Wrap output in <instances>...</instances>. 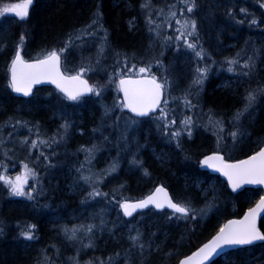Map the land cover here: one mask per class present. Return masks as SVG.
Returning <instances> with one entry per match:
<instances>
[{"label": "trees", "instance_id": "1", "mask_svg": "<svg viewBox=\"0 0 264 264\" xmlns=\"http://www.w3.org/2000/svg\"><path fill=\"white\" fill-rule=\"evenodd\" d=\"M60 49L63 69H83L99 95H12L17 50L35 60ZM140 68L165 91L146 119L126 112L117 89ZM250 92L256 100L245 110ZM263 145L264 0H33L26 19L0 17V175L25 174L24 165L35 172L24 185L31 199L0 181V264H176L260 196L232 194L200 159L238 160ZM159 185L192 211L123 218V203ZM211 264H264V242Z\"/></svg>", "mask_w": 264, "mask_h": 264}, {"label": "snow or ice", "instance_id": "2", "mask_svg": "<svg viewBox=\"0 0 264 264\" xmlns=\"http://www.w3.org/2000/svg\"><path fill=\"white\" fill-rule=\"evenodd\" d=\"M33 0H22L20 3H14L11 5H5L0 8V17L7 13H14L21 20H24L29 15V8L32 5ZM188 11H192L188 8ZM241 11H245L241 9ZM174 15V13H173ZM95 23V21H93ZM252 23H256L255 20ZM195 29V24L192 25ZM191 35V33H189ZM23 41V37H21ZM189 48H194V44H188ZM64 49L51 51L45 55L42 59H37L35 62H26L18 50L13 58L10 66L11 80L9 86L13 91L22 93L24 96H28L32 92V87L35 84L49 81L57 86L62 92H64L68 99L77 100L84 93H91L96 91L92 86L88 85L86 80L81 79V74L84 71L81 69L80 73L74 76H65L60 69V53ZM201 55L200 52L197 53ZM235 63V61H229V64ZM247 66V65H245ZM232 71L231 68L228 69ZM148 68H140V73L148 72ZM206 69H197V72L203 75ZM247 75V73H245ZM194 83H202V79H197ZM163 85L156 81L153 76L150 79L142 80H120V89L124 93L125 103L123 107L130 109L132 112L138 115H147L149 111L154 110L159 106L161 102ZM99 95V92L96 91ZM247 104L245 110L249 108L256 100V95L249 93L245 97ZM167 103V101H165ZM162 114L163 109H161ZM240 113H237L239 116ZM185 124L191 123L186 119ZM179 135V133H176ZM235 136L236 133H231ZM35 142H32V147H35ZM216 161L218 163H212ZM204 164L209 167L216 168L221 171L232 186L233 191L239 188L242 184H259L264 185V148H261L255 155L249 157L247 160L240 161L235 164H228L223 161V158L214 155L209 156L204 160ZM25 174L16 176L15 180H11L3 175H0V181H3L6 185L10 186L11 194L15 196L27 195L30 199L31 192H25L24 185L27 183V176H35V172L28 168V165H24ZM99 195V193H95ZM160 194H163L161 199ZM149 204H153L156 208H163L167 205L174 213H180L183 216H187L192 211L190 206L173 203L168 197L167 193L162 187H158L153 195L148 196L146 199L139 201L135 204L124 203L121 207L124 209L125 215H132V212L137 208H145ZM259 211H264V197H262L255 208L249 209L248 214L241 221H229L223 227L219 229L217 235L208 244L204 245L193 257L181 262V264H193L195 258H199L201 261L208 259L217 249L222 248L224 245H250L255 241H264V233H261L256 227V216ZM34 225L28 226L29 231H25L22 234L27 239H32L31 228ZM135 239V238H133Z\"/></svg>", "mask_w": 264, "mask_h": 264}, {"label": "water", "instance_id": "3", "mask_svg": "<svg viewBox=\"0 0 264 264\" xmlns=\"http://www.w3.org/2000/svg\"><path fill=\"white\" fill-rule=\"evenodd\" d=\"M15 55H16V54H15ZM21 56H22V55H21ZM14 57H15V56H14ZM14 57H13V58H14ZM12 60H13V59H12ZM25 61H26V62H29V63H32V62H35L36 60H31V61H29V60H25ZM11 62H12V61H11ZM10 66H11V63H10ZM10 66H9V84H10V80H11ZM60 69H61V72H62L63 75H65V76H74V75H66V74L63 73L62 68H61V59H60ZM150 78H151V77H149V76H140V77H124V78H121V79H124V80H142V79H150ZM81 79L85 80L83 77H81ZM121 79H120V80H121ZM120 80L118 81V90H119V93H120V96H121L122 103L124 104V103H125V100H124V93H123V91L120 89ZM156 81H157V80H156ZM157 82H158V81H157ZM158 83H159V82H158ZM88 85H89V84H88ZM42 87L52 88V89H54L56 92H58L60 95H62L65 99L70 100V99H68L67 95H66L64 92H62L59 88H57V86H56L55 84H53V83H51V82H49V81H44V82H42V83H39V84H35V85H33V87H32V92H31V94L28 95V96H24L22 93H17V92H15V91H13L11 87H10V88H11V93H12L15 97H17V98H21V99H28V98H30V97L32 96V94L34 93V91H35L36 89H38V88H42ZM90 94H91V93H84V94H82L78 99L87 98V97L90 96ZM163 100H164V91H163V89H162L161 102H160L159 106L156 107L154 110L149 111L147 115H143V116H141V115H138V114L132 112V111H131L130 109H128V108H126V109H127L128 113H129L132 117L137 118V119H143V118H147V117H149V116L155 114V113L158 111V109L160 108V106L162 105ZM70 101H75V100H70ZM262 148H264V146H263ZM257 152H258V151H257ZM257 152H256V153H257ZM256 153H254V154H252V155H250V156H248V157H246V158H244V159H241V160H238V161H234V162H226V161L224 160L223 156H221V155H219V154H216V153H212V154H208V155L204 156V157L201 159V161H200V163H199V166H200V169H201L202 171H205V172L209 173L210 175L217 176V177H219L221 180H223V181L226 183V185H227L229 191L232 192L233 194H237V193H239V192H242V191L245 190V189H260V190L262 191V196H261V197H260L255 203H254V205H252V206L249 208V209H252V208H255L256 205L259 203L260 199H261L262 197H264V185H259V184H242L239 188H237L235 191H233L232 186H231V184H230V182H229V180H228V177L225 176L221 171L216 170V168L209 167L208 165L204 164V160H205L207 157H209V156L218 155V156H220V157L223 158V161H224L225 163H228V164H235V163H238V162H240V161L247 160L249 157L255 155ZM212 163H218V162L213 161ZM158 187H162V188L165 190V192L167 193L168 197L172 200L171 195H170L168 189L165 188L164 186L160 185V186H157V187H156L151 193H149V194L146 195L145 197H143V198H141V199H138V200L128 201V202H126V203H129V204H135V203H138L139 201L146 199L148 196L153 195ZM160 197H161V199H163V194H160ZM172 202L175 203L173 200H172ZM150 209H152V210H154V211H156V212L168 211V212L174 213V211H173L171 208H168L167 205H165V207H163V208H159V209H158V208H156L153 204H149V205H148L147 207H145V208H137L135 211L132 212V215H130V216L125 215V214H124V209L121 207V214H122V216H123L124 218L129 219V218L133 217V216L136 215V214H139V213H142V212H146V211H148V210H150ZM249 209H247V210L242 214L241 217H239V218H233V219H229V220H227L226 222L223 223V225H222L221 227H223V226H224L225 224H227L229 221H241V220H243L244 217L248 214ZM177 214H180V213H177ZM263 217H264V211H259V212H258V215L256 216V220H255V223H256V227H257V229H259V224H260V221H261V219H262ZM259 231H260V229H259ZM218 232H219V230H218ZM218 232H217V233H218ZM260 232H261V231H260ZM217 233H216L215 235H213V236H212L209 240H207L205 243L201 244V245H200L197 249H195L192 253H190L189 255L183 257L182 259H180L179 262H178L177 264H181L182 261L188 259L189 257H193L194 254L197 253V252H198V251H199L204 245H206V244H208L210 241H212L213 238L217 235ZM261 233H262V232H261ZM262 242H263V241H255L253 244H250V245H224V246H222V248L217 249V251H216L215 253H213V254H212L208 259H206V260H202V261H201L199 258H195L194 261H193V264H211L213 261H215L216 259H218V258L221 257L222 255H224V254H226V253H228V252H230V251H232V250H236V249H239V248H244V247H247V246H252V245H255V244H260V243H262Z\"/></svg>", "mask_w": 264, "mask_h": 264}, {"label": "rangeland", "instance_id": "4", "mask_svg": "<svg viewBox=\"0 0 264 264\" xmlns=\"http://www.w3.org/2000/svg\"><path fill=\"white\" fill-rule=\"evenodd\" d=\"M70 66H71V65H68L67 68H68V69H71ZM64 71H66V70L64 69ZM137 74H139V75L141 74V75H142V74H144V73H140L139 71H137ZM1 175L5 176V177H7V178L10 177L7 173H2ZM21 175H24V173L22 172ZM15 178H16V177L12 178L11 180H15ZM29 179H30V175L27 176V182L29 181ZM26 184H27V183H26Z\"/></svg>", "mask_w": 264, "mask_h": 264}]
</instances>
